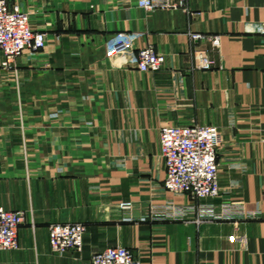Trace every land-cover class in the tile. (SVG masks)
<instances>
[{"label":"crops","instance_id":"obj_1","mask_svg":"<svg viewBox=\"0 0 264 264\" xmlns=\"http://www.w3.org/2000/svg\"><path fill=\"white\" fill-rule=\"evenodd\" d=\"M10 1L47 41L0 69V206L25 215L0 264H92L118 245L142 264H264V0ZM147 46L158 71L137 66ZM194 124L221 131L216 198L164 187L161 129ZM56 222L87 226L81 252L50 251Z\"/></svg>","mask_w":264,"mask_h":264},{"label":"built area","instance_id":"obj_2","mask_svg":"<svg viewBox=\"0 0 264 264\" xmlns=\"http://www.w3.org/2000/svg\"><path fill=\"white\" fill-rule=\"evenodd\" d=\"M140 8L182 9L188 0H137ZM195 41L207 40L219 48V35L192 33ZM46 34L35 30L30 23V13L19 3L0 0V69H10L15 61L30 50L40 51L46 46ZM200 66L210 68L214 61L200 53ZM165 64V55L154 47L140 49L137 66L142 71H158ZM221 131L214 125H167L161 129V154L166 167L164 187L175 194H188L191 199L216 198L221 194L219 152ZM122 208L131 202L121 203ZM204 209L199 220L221 218L222 215ZM167 211H156L154 218H165ZM127 219L132 220L129 216ZM25 221L23 211H13L0 206V251L19 248V228ZM87 226L81 222H56L48 227L50 251L65 254L81 252L85 244ZM92 264H142L128 247L109 246L93 253Z\"/></svg>","mask_w":264,"mask_h":264}]
</instances>
